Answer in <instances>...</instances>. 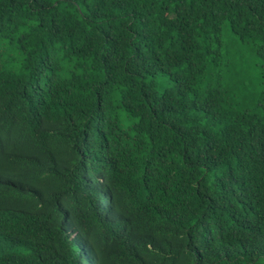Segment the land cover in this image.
Listing matches in <instances>:
<instances>
[{
	"label": "trees",
	"instance_id": "16d2710c",
	"mask_svg": "<svg viewBox=\"0 0 264 264\" xmlns=\"http://www.w3.org/2000/svg\"><path fill=\"white\" fill-rule=\"evenodd\" d=\"M264 0H0V264H264Z\"/></svg>",
	"mask_w": 264,
	"mask_h": 264
},
{
	"label": "rangeland",
	"instance_id": "374dc122",
	"mask_svg": "<svg viewBox=\"0 0 264 264\" xmlns=\"http://www.w3.org/2000/svg\"><path fill=\"white\" fill-rule=\"evenodd\" d=\"M229 66L222 67L223 82L232 99L244 108H252L264 85V68L247 44H241L227 27H223Z\"/></svg>",
	"mask_w": 264,
	"mask_h": 264
}]
</instances>
